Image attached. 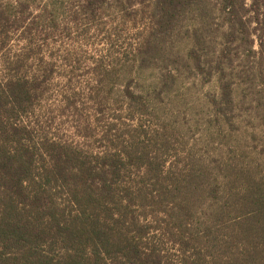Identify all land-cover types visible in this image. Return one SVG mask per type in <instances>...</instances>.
<instances>
[{
	"label": "trees",
	"instance_id": "1",
	"mask_svg": "<svg viewBox=\"0 0 264 264\" xmlns=\"http://www.w3.org/2000/svg\"><path fill=\"white\" fill-rule=\"evenodd\" d=\"M0 264H264V0H0Z\"/></svg>",
	"mask_w": 264,
	"mask_h": 264
},
{
	"label": "rangeland",
	"instance_id": "2",
	"mask_svg": "<svg viewBox=\"0 0 264 264\" xmlns=\"http://www.w3.org/2000/svg\"><path fill=\"white\" fill-rule=\"evenodd\" d=\"M88 59H89V57H88ZM90 59H91V57H90ZM210 89V87H205L204 89H202V91H207V90H209ZM201 90H200V92H202ZM67 123L65 122L63 125L65 126Z\"/></svg>",
	"mask_w": 264,
	"mask_h": 264
}]
</instances>
